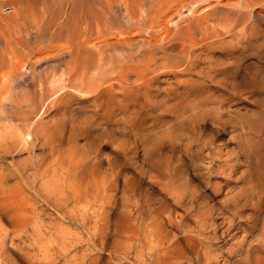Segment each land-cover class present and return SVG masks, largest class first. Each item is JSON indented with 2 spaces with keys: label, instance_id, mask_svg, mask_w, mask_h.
Returning a JSON list of instances; mask_svg holds the SVG:
<instances>
[{
  "label": "bare ground",
  "instance_id": "1",
  "mask_svg": "<svg viewBox=\"0 0 264 264\" xmlns=\"http://www.w3.org/2000/svg\"><path fill=\"white\" fill-rule=\"evenodd\" d=\"M250 18L264 27V0H0V160L27 157L22 167L0 163V264H103L102 254L112 264L115 238L133 227L126 211L88 195L86 166L64 153L53 128L58 99L88 95L105 111L107 94L145 92L162 73L183 74L197 53L238 40ZM166 52L183 61L168 63ZM33 72L42 80L27 82ZM38 205L55 216L39 218ZM181 219L167 209L152 222L148 263L200 258L198 235L172 232ZM247 245L234 263L264 264V242Z\"/></svg>",
  "mask_w": 264,
  "mask_h": 264
},
{
  "label": "rangeland",
  "instance_id": "2",
  "mask_svg": "<svg viewBox=\"0 0 264 264\" xmlns=\"http://www.w3.org/2000/svg\"><path fill=\"white\" fill-rule=\"evenodd\" d=\"M250 19L243 20L248 23L238 40L197 53L178 77L162 73L145 92L107 94L105 111H97L88 95L58 99L53 128L67 142L64 153L86 166L85 180L93 182L88 195L126 211L136 232L115 238L121 245L112 264H150L146 236L167 209L182 217L174 234L198 235L202 254L193 264H233L247 243L263 244L264 27ZM165 57L171 64L183 61L172 52ZM42 78L33 72L25 80ZM38 147L34 156L43 158ZM22 156L0 163L22 167ZM34 156H28L31 163ZM44 206L38 205V217H54Z\"/></svg>",
  "mask_w": 264,
  "mask_h": 264
}]
</instances>
